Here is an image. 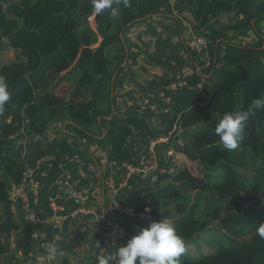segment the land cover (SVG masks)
Listing matches in <instances>:
<instances>
[{
    "label": "trees",
    "instance_id": "16d2710c",
    "mask_svg": "<svg viewBox=\"0 0 264 264\" xmlns=\"http://www.w3.org/2000/svg\"><path fill=\"white\" fill-rule=\"evenodd\" d=\"M174 7L190 13L198 33L210 31L212 66L189 78L190 86L176 95L171 112L151 117L129 110L119 121L107 116L115 106L112 93L124 69L121 64L131 49L126 33L140 19L172 14L171 0H129L128 6L113 0L111 9L95 14L96 29L89 20L94 15L90 0H0V59L7 49L16 53L14 61L0 62V76L11 93L0 113V255L9 251L13 233L15 250L29 255L35 247L36 226L19 221L8 197L10 184L21 180L27 165L54 154L56 168L83 137L103 147L109 142L111 158L119 163L135 161L130 146L142 150L150 140L180 127L185 146L162 143L156 146L158 154L173 147L199 163L201 174L178 168L144 186H136L140 179L132 178V189L121 200L138 211L151 207L154 221L167 219L176 228L186 244L180 264H264V239L257 234L264 224V112L249 117L246 133L232 151L223 148L214 131L226 112L247 110L264 97V0H177ZM225 14H234L228 26L219 20ZM226 30L238 35L230 37ZM239 33H252L255 39L245 41ZM99 36L102 41L95 46ZM197 58L191 49L185 63ZM76 70L82 75L72 87L74 101L64 106L75 129L71 146L66 139L52 141L46 131L62 116L59 85L67 78L62 73ZM21 132L31 139L26 147L12 139ZM212 171L221 179L212 178ZM164 180L171 181L160 184ZM201 203L203 218L197 215ZM132 222L141 224L136 228ZM132 222L127 221L126 241L147 227L139 219ZM218 229L216 242L206 239Z\"/></svg>",
    "mask_w": 264,
    "mask_h": 264
},
{
    "label": "crops",
    "instance_id": "0c3cea01",
    "mask_svg": "<svg viewBox=\"0 0 264 264\" xmlns=\"http://www.w3.org/2000/svg\"><path fill=\"white\" fill-rule=\"evenodd\" d=\"M95 16V14L92 15L89 20L91 25L96 29ZM233 18L234 14H225L219 20L221 21V25L227 26L225 22L229 20L228 24H232L234 22ZM186 23L194 24L190 13L184 11L180 14L179 12L176 14L173 10L170 15L167 13H165V15H155L146 20L140 19L138 22L132 24L131 28L128 30V34L126 33L131 47L130 51L128 50L127 52V63L125 66H123L124 62L121 64V67L124 69L119 79L117 78L118 80L116 83L117 72L114 75L115 88L113 89L112 98L115 101L117 97L121 101L117 102V104L112 107L109 116L105 114L101 115L107 116L108 119L115 117L119 119V121H121L122 118H126L129 112V110H127L128 104L135 95L141 93L145 89L158 85L162 80L168 77L170 78L173 73L177 72L185 64L187 53L192 49L190 43L187 41ZM229 36L233 37L234 35L230 33ZM250 37L255 39L254 34H251ZM238 39H240V37L233 40L237 42ZM101 41L102 37L99 36V41L95 46H98ZM245 41L248 40L245 39ZM11 52H13V50H11ZM67 72L68 71L62 73V75L67 76V78L59 85L60 95H62L63 98V103L61 105L62 116L49 126L50 131H48V133L52 136V141L66 139L67 142L69 144L71 143L70 145L73 146L76 138L75 129L71 123L72 121L67 118V112L64 106L74 101L73 94L72 92L69 93V91L71 87L76 85L82 72L80 70H76L70 74ZM134 74L137 77V81L133 79ZM114 83H112V87ZM62 89H65V93H61ZM88 96L91 97L90 93H88ZM122 96L125 97L122 98ZM100 107L102 109L106 108L103 104H100ZM121 110H123V112ZM100 119L99 117V120ZM19 138V140L25 139L23 143L26 145L31 140L28 139L25 132H21ZM77 139V150L74 153L79 152L81 154L83 160L81 163L82 165L74 166L67 163L66 165L52 170L51 175L43 182L40 204V209L43 213L50 212L49 197L56 191L58 180L63 176L72 177L81 187L95 194L99 200L103 197L104 190L102 180L103 178L106 179L109 173L103 172L102 169H104V165H106L105 159H114L111 158L110 155L112 146L109 145V142H107L105 147L97 143H92V145H90V141L87 137ZM172 143L169 145H172ZM184 143L183 138V146H185ZM130 147L132 149V146ZM172 148L173 147H171V149ZM83 151H85V155H83ZM19 221L24 223L21 218H19ZM102 222L103 220L100 222L88 218L66 221L62 228L59 229H54L49 226H36L33 235L35 247L29 255L15 250V239L17 235L13 233L9 251L0 255V264H71V256H73V258L76 257V261H79L80 264L83 259L89 258L88 263L90 264L96 259L98 247L104 234ZM81 230H83L82 234L80 233ZM52 245H56L60 250V255H58L55 261H49L46 255L47 248Z\"/></svg>",
    "mask_w": 264,
    "mask_h": 264
},
{
    "label": "built area",
    "instance_id": "2783aa9c",
    "mask_svg": "<svg viewBox=\"0 0 264 264\" xmlns=\"http://www.w3.org/2000/svg\"><path fill=\"white\" fill-rule=\"evenodd\" d=\"M176 1L171 0V5L177 14L178 11L174 7ZM186 30L187 41L200 57L198 61L183 65L166 85L149 88L135 95L129 102L127 110L151 114L170 112L175 102V95L189 86V78L195 74H203V71L212 65L208 36L210 31L205 29L198 33L193 23H186ZM198 87L201 89L202 83H199ZM183 131L184 129L175 127L167 136L150 140L149 145L142 150L134 144L132 150L137 152L135 162H124L120 165L117 160L105 159L106 165L102 170L109 174L102 180L104 194L100 200L95 194L81 187L72 177L63 176L58 180L56 191L49 197L50 212L48 213H43L40 209L41 193L44 180L54 169L56 156H45L34 165L27 166L19 182L11 183L10 210L27 225L49 226L54 229L62 228L66 221L88 218L100 222L103 220L104 234L96 258L111 255L110 264H118L117 250L127 243V221L132 222L136 218L146 219L149 223L153 221L150 207H145L148 211H138L135 205L122 201L120 196L128 189L133 177H147V180L156 182L161 175L176 171L179 162L174 156L175 150L169 149L160 156L156 146L162 143L171 144L174 140L183 145ZM82 162L79 153L68 154L61 158L59 166ZM133 224L139 227L138 224ZM90 264L98 263L92 261Z\"/></svg>",
    "mask_w": 264,
    "mask_h": 264
},
{
    "label": "clouds",
    "instance_id": "9594fccd",
    "mask_svg": "<svg viewBox=\"0 0 264 264\" xmlns=\"http://www.w3.org/2000/svg\"><path fill=\"white\" fill-rule=\"evenodd\" d=\"M117 2H119V0H117ZM123 2L125 6L129 5V0H123ZM90 3H91L93 13L99 15L105 9L112 8L113 0H90ZM199 58L200 57L198 55V59ZM188 63H185V64H188ZM175 73H173L171 77H173ZM197 75H200V74H197ZM160 83L151 88L163 86V85H160ZM189 86H190V82H189ZM10 98H11V93L9 90L7 79L4 76H0V113H3L6 111V105L10 101ZM175 99H176V95H175ZM256 111L264 112V97L255 99L252 105L247 110L226 112L222 116V118L218 121L214 131L216 135L219 137V142L225 150L232 151L238 147V144L243 139L246 133V126H247L249 117L253 115ZM157 116H158L157 113H152L151 115V117H157ZM47 134L48 132L46 131V135ZM161 137H164V136H161ZM52 139L53 138H51V140ZM133 152L137 153L135 151ZM72 153L74 152L65 153L62 157L68 154L71 155ZM76 153H79V152H76ZM50 155H54V154H50ZM56 161H57V157L55 160L54 169L56 166ZM60 162H61V159H60ZM60 162L58 163L57 167H60L59 166ZM125 162H128V161H125ZM130 162H135V161H130ZM123 163H119V164L122 165ZM70 165H73V164H70ZM76 165H81V164H74V166ZM179 167H177V169ZM51 173H52V170H51ZM146 181H149V180H146ZM149 182L152 183L151 181ZM129 189L130 187H128L127 190L129 191ZM8 194H9V190H8ZM145 211H148V209H146ZM152 220H153V216H152ZM141 221L145 222L147 227L142 228L138 233L132 235L127 240L126 244L118 248L117 253H116V255L118 256V264H180V257L186 252V244H185L183 237L178 234L176 228L167 219H160L159 221L153 220L150 223L147 220H141ZM135 224L139 225L141 223H135ZM136 228H139V227H136ZM257 234L259 235L261 239H264V224L260 225V227L257 229ZM46 255L49 261H55L58 255H60V250L56 245H52L47 248ZM97 259H98V264H110V261L112 260V256L111 255L99 256L97 257Z\"/></svg>",
    "mask_w": 264,
    "mask_h": 264
},
{
    "label": "rangeland",
    "instance_id": "374dc122",
    "mask_svg": "<svg viewBox=\"0 0 264 264\" xmlns=\"http://www.w3.org/2000/svg\"><path fill=\"white\" fill-rule=\"evenodd\" d=\"M10 1H12V0H10ZM257 2H259L260 0H256ZM229 21V20H228ZM225 22L226 23V25L228 26L229 24V22ZM138 24V23H137ZM136 24V25H137ZM179 29V28H178ZM232 30H226V32H228V35H230V33L231 34H233L234 35V37L236 36V35H238V34H235L234 33V31L233 32H231ZM127 34H128V31H127ZM252 33H250L249 35H242V34H239V35H241V36H243V38L244 39H246V40H248V41H251L253 38H251L250 37V35H251ZM15 58H16V53L13 51V52H11V50L10 49H7V50H5L4 52H3V54H2V57H1V59H0V62H1V64H3V63H9V62H12V61H14L15 60ZM73 78V77H72ZM133 79L135 80V81H137V77H136V75L134 74V77H133ZM74 82V81H73ZM62 91V90H61ZM71 91H72V87L70 88V91H69V93H71ZM125 96H122V98H124ZM121 100L119 99V98H117L116 97V99H115V104H117V102H120ZM48 131H50V128H48L47 129V132ZM20 134V133H19ZM19 134L18 135H16V136H14V137H12V139L13 140H15L16 142H18L19 144L20 143H23L24 142V140L25 139H23V140H19L20 138H19ZM26 134V133H25ZM49 134V133H48ZM16 137V138H15ZM48 138L49 139H51L52 138V136L49 134V136H48ZM27 141H28V139H27ZM16 142H14L15 144H17ZM92 143H94V142H90L89 144L90 145H92ZM177 143V142H176ZM24 144V146L26 147V144L25 143H23ZM29 144V143H28ZM27 144V145H28ZM240 144V143H239ZM238 144V145H239ZM249 151H250V149H249ZM180 152V153H179ZM83 155H85V151H83ZM177 155H180V156H177ZM174 156L176 157V160L179 162V168H185V167H187L188 169H190V171H192L194 174H201V165L199 164V163H197V162H195V161H192L188 156H186L185 154H183L181 151H179V150H176L175 151V153H174ZM40 159H42V158H40ZM40 159H38V160H40ZM27 167V166H26ZM175 172V171H174ZM24 173V172H23ZM176 173V172H175ZM216 174H217V171H212V178H215V179H218L217 178V176H216ZM174 175V174H173ZM136 179H140L139 181H137L136 182V186H138V185H148V184H146L147 182H149V181H146L148 178L147 177H141V176H137V177H135ZM221 178H219L218 180H220ZM171 181V180H170ZM170 181H166V180H164V181H162L160 184H162V185H164V184H166V183H168V182H170ZM216 181V180H215ZM134 186V185H133ZM128 187H130V190L132 189V185H128ZM127 188V187H126ZM126 190V189H125ZM204 205H205V203H201V205H200V208H199V210H198V212H197V215L200 217V218H203L204 216H203V214H202V211H203V207H204ZM171 209H172V211H173V207L171 206ZM144 210H145V208H144ZM136 219H139V220H146V219H141V218H136ZM136 219H134V220H136ZM133 220V221H134ZM82 232H83V230H81L80 231V233L82 234ZM208 235H205V237H207ZM221 236V231H220V229H218L216 232H214V235H211V234H209V236L206 238V239H208V240H210L211 242H216V240L214 239V237H220ZM86 238V237H85ZM204 246H205V250H210V244H208V243H202ZM194 249H196V247L194 246L193 247ZM1 257V256H0ZM71 259V264H80L79 263V261H76V257L75 258H73V256H71L70 257ZM89 262V258H86V259H83L82 261H81V264H89L88 263Z\"/></svg>",
    "mask_w": 264,
    "mask_h": 264
},
{
    "label": "water",
    "instance_id": "95a60500",
    "mask_svg": "<svg viewBox=\"0 0 264 264\" xmlns=\"http://www.w3.org/2000/svg\"><path fill=\"white\" fill-rule=\"evenodd\" d=\"M127 58H128V55L126 56V59H125V61H124V63H123V66L126 65V63H127ZM174 76H175V74H174ZM174 76H173V77H174ZM173 77H170V78L165 79L164 81H162V82L160 83V85H164V84H166V83L169 82ZM114 80H115V76H113V81H112V83H114Z\"/></svg>",
    "mask_w": 264,
    "mask_h": 264
}]
</instances>
